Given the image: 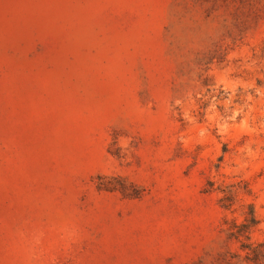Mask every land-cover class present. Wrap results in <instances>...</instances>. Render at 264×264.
I'll list each match as a JSON object with an SVG mask.
<instances>
[{
  "label": "rangeland",
  "instance_id": "rangeland-1",
  "mask_svg": "<svg viewBox=\"0 0 264 264\" xmlns=\"http://www.w3.org/2000/svg\"><path fill=\"white\" fill-rule=\"evenodd\" d=\"M204 2L0 0V264H264V0Z\"/></svg>",
  "mask_w": 264,
  "mask_h": 264
},
{
  "label": "trees",
  "instance_id": "trees-1",
  "mask_svg": "<svg viewBox=\"0 0 264 264\" xmlns=\"http://www.w3.org/2000/svg\"><path fill=\"white\" fill-rule=\"evenodd\" d=\"M218 0H209L206 4L210 5L207 6V10H212L213 5ZM195 3L202 4L205 3L204 0H195ZM224 209L228 210L229 206H224ZM258 225V220L255 215V210L252 204L247 205V211L245 213V218L243 222L237 224L232 222L227 231L228 236L231 240H234L237 244H239V249L243 251H249L253 257H260L259 260L264 262V250L262 249V245H253L247 244L245 241H249L253 230ZM258 259V258H257Z\"/></svg>",
  "mask_w": 264,
  "mask_h": 264
},
{
  "label": "clouds",
  "instance_id": "clouds-1",
  "mask_svg": "<svg viewBox=\"0 0 264 264\" xmlns=\"http://www.w3.org/2000/svg\"><path fill=\"white\" fill-rule=\"evenodd\" d=\"M125 146H126V145H125ZM75 236H76V233H75V232L69 233V237H70V238H75Z\"/></svg>",
  "mask_w": 264,
  "mask_h": 264
}]
</instances>
